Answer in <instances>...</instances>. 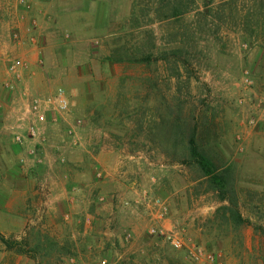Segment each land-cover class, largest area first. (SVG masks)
<instances>
[{
    "label": "rangeland",
    "instance_id": "374dc122",
    "mask_svg": "<svg viewBox=\"0 0 264 264\" xmlns=\"http://www.w3.org/2000/svg\"><path fill=\"white\" fill-rule=\"evenodd\" d=\"M174 1L0 0V264H206L151 233L156 200L168 209L161 222L178 228L164 232L213 255L214 264H264V0H188L186 14L167 19ZM125 46L158 62L106 61ZM15 60L25 64L18 77L9 69ZM59 90L68 111L46 105L40 124L32 104ZM172 115L197 126L201 147L232 168L249 221L241 230L215 218L223 204L208 181L162 151L169 145L158 126ZM104 147L153 170L138 199L120 204L123 222L107 215L109 235L96 232L92 218L85 225L75 216L73 228L69 212L49 220L35 209L40 180L60 172L57 190H68L77 178L71 156ZM95 167L89 174L88 165L84 187L95 186L90 200L105 203L111 175ZM129 211L140 220L129 224Z\"/></svg>",
    "mask_w": 264,
    "mask_h": 264
},
{
    "label": "crops",
    "instance_id": "0c3cea01",
    "mask_svg": "<svg viewBox=\"0 0 264 264\" xmlns=\"http://www.w3.org/2000/svg\"><path fill=\"white\" fill-rule=\"evenodd\" d=\"M2 51L3 50L0 49V52ZM31 71L33 72L34 76H39L41 74L39 68L37 67V64L35 65L34 62L31 63ZM82 153L83 155H81V153H74V156H71V158L67 153V157L70 158L69 162L71 161V164L75 163L73 167L71 166L70 169H68V171H70L74 175V177L75 175L77 177L75 183L71 180L68 190H57V182L59 179L58 173L60 172L49 173L48 178H43L45 182H48L49 184V187L47 189H45V187L43 186V179L40 180V186L35 188L37 190L34 193L36 196H39L40 204H37V206H35V209H37L38 207L43 208V212L49 220H53V216H57L62 212H69V214L72 215L71 226H73V228L76 223V219L74 218L75 216L79 217V223L81 221H84L85 225H87L86 222H89L88 220L92 218L95 226V231L104 233L105 235H109L110 220H107V218L109 217L107 215L110 213H118V216L120 218L122 216V213H124V211L121 210L120 204L125 199H134L135 201L138 199L136 196L139 188L142 187L140 183H143V181H145L146 179V171L152 173L153 170L147 165L137 167L136 164L132 162V159L134 158L132 154L122 158L120 157L119 153L110 148H100V150L95 153L89 152L85 149ZM127 158L129 161L131 160V167L126 162L128 161ZM51 159L49 160V163ZM145 163H147L146 160ZM88 165L89 174H91V167L96 166L95 169L98 168L99 170L107 171L108 175H111V178L108 180V189L104 190L105 192H102L107 194V200L105 203L98 204V202L90 200L91 190L95 186L89 184L84 187V183L88 180H91L90 176L88 177L85 173ZM66 174L68 173H64L65 177H67ZM27 186L28 185H24L21 188L23 190L27 189L26 193H28V191L30 190V188H26ZM76 186L81 188H77ZM64 187H66V185H64ZM100 189L103 191L104 186H100ZM32 191H34V188H32ZM92 203H96V205L92 206ZM92 212L96 213L100 217H96V215L95 217H91L89 214ZM132 215V218L134 219H131L129 224L140 220V217L138 218L140 214L136 211H133ZM113 219L115 220V218ZM121 221L123 222V219H121ZM159 225L167 232L178 231V228L172 219H167L164 222H161Z\"/></svg>",
    "mask_w": 264,
    "mask_h": 264
},
{
    "label": "trees",
    "instance_id": "16d2710c",
    "mask_svg": "<svg viewBox=\"0 0 264 264\" xmlns=\"http://www.w3.org/2000/svg\"><path fill=\"white\" fill-rule=\"evenodd\" d=\"M161 1V4L166 2V0ZM173 4L172 6H170L171 4L168 5V7L170 6V14H166V10L164 11L165 18H177L188 12V0H175ZM164 9V7L158 9L157 12L159 13ZM164 59L166 60V58ZM106 61L113 64L129 63L133 65H152L154 62H158L154 60L153 54L141 55L138 52L136 54L126 46L116 50ZM172 118L171 121L167 119L164 124L158 126L160 135L166 139L169 145L162 148V151L168 157H172L174 161L196 169L201 178L208 181L211 190L223 204L218 208L215 218L223 226L233 229V231L241 230L249 221L240 212L239 195L232 168L227 165H220L209 155V152L201 147L197 126L182 125L179 117L172 115ZM170 152L173 154L169 155Z\"/></svg>",
    "mask_w": 264,
    "mask_h": 264
},
{
    "label": "built area",
    "instance_id": "2783aa9c",
    "mask_svg": "<svg viewBox=\"0 0 264 264\" xmlns=\"http://www.w3.org/2000/svg\"><path fill=\"white\" fill-rule=\"evenodd\" d=\"M25 67V64H22L20 60H15L12 62L10 65V71L12 74L16 77L20 75V71L22 68ZM11 82L8 87L10 90H13L15 88V84H12ZM57 104L59 109L62 110L63 112H67L69 109V104L68 100L65 97V93L63 90H59L56 97H50L48 99H43V100H36L33 104V113L35 117L37 118V122L40 124H43L46 122V116L45 113L43 112V107L46 105H53ZM30 132L33 136H37V132L35 128H30ZM16 140L18 143L23 144L24 140L21 136H17ZM29 153L31 155H36V150L35 148H31L29 150ZM130 203H126V205H129ZM155 205L159 207V212L155 214L154 216V221L155 225L151 229V233L154 235H158L161 237H164L168 243L175 249V250H184L187 248L193 258H195L198 261H201L203 258L206 260V264H214L215 258L213 255L207 253L205 250L199 248L198 246H190L188 247V244L180 237L178 236H170L169 234H166L162 228H160V225H158V222H161L168 216V209L167 207L161 202V200H156ZM100 264H107V261H102Z\"/></svg>",
    "mask_w": 264,
    "mask_h": 264
}]
</instances>
